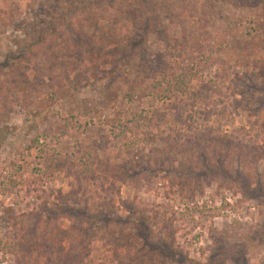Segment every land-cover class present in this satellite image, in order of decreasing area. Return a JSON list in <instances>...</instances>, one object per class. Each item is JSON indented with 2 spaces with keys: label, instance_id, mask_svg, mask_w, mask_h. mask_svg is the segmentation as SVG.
Returning <instances> with one entry per match:
<instances>
[{
  "label": "rangeland",
  "instance_id": "obj_1",
  "mask_svg": "<svg viewBox=\"0 0 264 264\" xmlns=\"http://www.w3.org/2000/svg\"><path fill=\"white\" fill-rule=\"evenodd\" d=\"M121 1L0 0V264H264V0Z\"/></svg>",
  "mask_w": 264,
  "mask_h": 264
},
{
  "label": "trees",
  "instance_id": "obj_2",
  "mask_svg": "<svg viewBox=\"0 0 264 264\" xmlns=\"http://www.w3.org/2000/svg\"><path fill=\"white\" fill-rule=\"evenodd\" d=\"M124 1V0H123ZM123 1H121V2H123ZM121 7H123V5L121 4ZM135 10V9H134ZM129 12H131V11H129ZM262 74V73H261ZM263 79H262V82L264 83V77H262ZM236 92V91H235ZM238 94H239V96H241L242 97V94H244V90H238ZM254 92V91H253ZM264 103V101H262L261 103H259L258 102V104L260 105V108H262L263 107V104ZM225 139H226V137H221L220 139H218V141L219 142H221V143H223V142H225ZM232 143L233 142H231V141H228V145H232ZM234 146H239V144H235ZM231 149V148H230ZM239 150H241V148L239 147ZM246 158V157H245ZM204 160V162L202 161V166L200 167V171L198 170V171H196V169L195 168H193V167H187V166H185V167H183L182 169H186L187 171H188V175L189 176H191V177H195V176H198L200 173L201 174H206V173H210V172H215V171H213V170H215V168H216V170L218 171H220V172H223V171H225L226 169L223 167V165H218L217 167H214V169H212L211 168V166L208 164V161L206 160V159H203ZM205 160H206V163H205ZM247 160V159H246ZM234 177H232L231 178V181H232V183L233 184H235V185H238V186H243L244 185V187L241 189L242 190V192L243 193H241L242 195H244V194H250V191L249 190H251L250 188H249V180H247V177H244L243 176V174H241V172H239V171H235L234 173ZM188 175H185V172L183 173V177H185V176H188ZM78 218V217H77ZM100 220H101V218H100ZM105 220V219H104ZM146 228V229H145ZM76 230H78L79 232H81L82 231V228L80 227L79 229H78V227H77V229ZM144 230H145V234L143 235L144 236V238H145V242L147 243V244H151V239H150V235H149V231L147 230V227L146 226H144ZM153 247H155V248H158L157 247V245L156 244H154V246Z\"/></svg>",
  "mask_w": 264,
  "mask_h": 264
}]
</instances>
